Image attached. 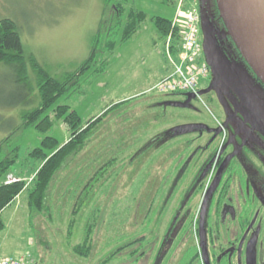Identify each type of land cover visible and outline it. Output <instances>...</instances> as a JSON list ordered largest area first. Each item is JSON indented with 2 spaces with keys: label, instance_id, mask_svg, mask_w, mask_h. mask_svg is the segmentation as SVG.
<instances>
[{
  "label": "rangeland",
  "instance_id": "1",
  "mask_svg": "<svg viewBox=\"0 0 264 264\" xmlns=\"http://www.w3.org/2000/svg\"><path fill=\"white\" fill-rule=\"evenodd\" d=\"M206 2L186 0L185 5L201 14L202 46L210 68L209 80L202 86L208 84L211 90L185 108L171 105L185 103L184 97L152 90L173 66L151 18L173 19L175 13L162 0H137L138 9L148 20L131 41L106 56L112 63L103 75L85 76L67 104L84 125L111 105L128 102L104 119L83 150L56 174L43 213L30 211L28 192L4 211L2 256L21 259L31 254L35 264H159L156 256L141 257L145 250L139 241L146 231L144 217L148 205L151 217L157 216L168 195L169 209L173 210L176 185L177 189L187 185L190 190L194 181L202 180L203 174L198 177V155L191 152L192 145L196 146L194 137L200 132L195 124H205L213 131L220 128L222 142L216 150L237 152L236 156L252 168L251 173L259 174L258 183H264V87L246 64L236 62L238 52L229 31L208 11ZM110 18L111 10L104 0H0V20L17 24L27 63L33 56L55 79L75 72L90 57L92 37ZM11 69L0 64V142L14 134L12 145H20V151L13 170L25 176L39 168L28 154L43 139L35 130H22L21 119L40 104L38 80L29 68L34 90L22 96L10 85ZM51 136L64 145L70 132L63 122H57ZM184 143L187 153L179 150L176 154ZM179 162L183 164L180 170ZM200 200L198 196L193 204L197 206ZM209 203V197L202 202V218ZM165 218L166 226L170 217ZM156 219L162 218H153L149 231H156ZM90 227V255L83 259L72 249L82 243ZM202 228L203 223L199 225ZM132 241L136 244L106 262Z\"/></svg>",
  "mask_w": 264,
  "mask_h": 264
},
{
  "label": "trees",
  "instance_id": "2",
  "mask_svg": "<svg viewBox=\"0 0 264 264\" xmlns=\"http://www.w3.org/2000/svg\"><path fill=\"white\" fill-rule=\"evenodd\" d=\"M179 1L162 0V4L173 8L176 13ZM136 2L137 0H104L105 5L111 10V18L108 22L102 23L98 32L92 37L90 57L75 72L68 73L61 79L53 78L33 56L27 63L17 24L10 19L0 20V64L12 68L14 75L10 85L22 96L24 92L33 91L34 88L29 80V68L34 71L38 80L37 89L40 104L38 108L22 115L21 119L24 124L22 130L32 129L43 136L40 146L28 154V158L35 161L39 168L34 173L31 172L25 176L18 175L17 170H13L18 164L20 151V145L17 143L12 145L14 134L0 142V233L6 228L2 219L4 211L25 192H28L29 195L28 207L30 211L44 212L47 193L56 174L72 156L83 150L94 129L111 113L128 102L111 105L96 120L91 119L84 125L79 114L67 104L76 87H79L81 81L85 80V76L93 74L99 77L103 75L112 63L106 56L114 54L118 47L131 41L148 20V15L138 9ZM185 2L186 0H184V4ZM214 2L217 6L216 13L225 26L221 15H219L220 11L216 0ZM184 8L187 9V7ZM174 18L167 19L157 16L152 17L151 22L165 41V51L167 50V40L171 36V52L176 57L179 53L181 36L179 28H174ZM229 38L231 37L229 36ZM209 87L208 84L202 86L201 83L199 91L209 89ZM57 122H63L70 132L69 142L64 145L51 136ZM11 177L16 181L9 182ZM74 223V221L71 222L70 227ZM92 232V227L88 228L82 243L72 249L76 256L83 259L89 257ZM133 244L135 243H129L118 249L115 255L124 252ZM109 261L110 259L106 262Z\"/></svg>",
  "mask_w": 264,
  "mask_h": 264
},
{
  "label": "flooded vegetation",
  "instance_id": "3",
  "mask_svg": "<svg viewBox=\"0 0 264 264\" xmlns=\"http://www.w3.org/2000/svg\"><path fill=\"white\" fill-rule=\"evenodd\" d=\"M206 4L208 11L219 19L214 0H207ZM233 49L238 52L236 62L246 64L235 44ZM193 127L200 131L194 137L196 146L192 145L191 152L198 155V177L203 174L202 180L197 184L194 181L190 190L184 184L179 189L175 186L174 209H169L171 196L168 195L155 216L162 218L156 219V231H149L155 217H151L154 215L148 205L144 217L146 231L139 240L145 247L141 257L156 256L159 264H263L264 183H258L259 174L251 173L252 168L236 156L237 152L216 150L221 140L220 128L213 131L201 123ZM185 144L178 147L176 154L179 150V153H187ZM182 167L181 162L177 163L178 170ZM198 196L201 200L196 206L193 202ZM207 197L210 203L202 218L201 205ZM165 216L170 217L166 226ZM201 223L203 228L199 229ZM132 243L136 244V241ZM115 254L111 255L110 261Z\"/></svg>",
  "mask_w": 264,
  "mask_h": 264
},
{
  "label": "built area",
  "instance_id": "4",
  "mask_svg": "<svg viewBox=\"0 0 264 264\" xmlns=\"http://www.w3.org/2000/svg\"><path fill=\"white\" fill-rule=\"evenodd\" d=\"M180 0L173 20L174 28H179L181 43L176 57L171 52V36L166 44V56L173 66L172 72L160 81L154 91L159 94H197L199 85L209 77V67L203 59L200 40V15L196 10L184 9ZM31 255L22 259L3 257L0 264H32Z\"/></svg>",
  "mask_w": 264,
  "mask_h": 264
},
{
  "label": "water",
  "instance_id": "5",
  "mask_svg": "<svg viewBox=\"0 0 264 264\" xmlns=\"http://www.w3.org/2000/svg\"><path fill=\"white\" fill-rule=\"evenodd\" d=\"M216 2L238 51L264 85V0H216ZM210 90L209 88L200 95ZM194 98L195 95H188L185 103H172V106L188 107Z\"/></svg>",
  "mask_w": 264,
  "mask_h": 264
}]
</instances>
